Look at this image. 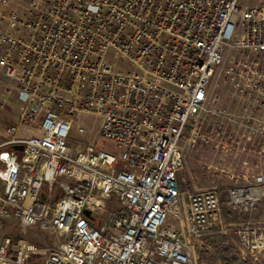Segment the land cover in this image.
<instances>
[{
  "label": "built area",
  "instance_id": "obj_1",
  "mask_svg": "<svg viewBox=\"0 0 264 264\" xmlns=\"http://www.w3.org/2000/svg\"><path fill=\"white\" fill-rule=\"evenodd\" d=\"M227 46L239 54L221 72ZM0 67L18 102L0 140V264H193L222 203L240 215L258 200L264 0H0ZM215 75L233 83L234 111L212 93ZM81 114L99 117L101 147L83 125L71 138ZM209 139L255 156L256 175L232 174L224 195L185 194L181 141ZM30 227L51 246L30 241ZM237 233L264 251V230Z\"/></svg>",
  "mask_w": 264,
  "mask_h": 264
},
{
  "label": "rangeland",
  "instance_id": "obj_2",
  "mask_svg": "<svg viewBox=\"0 0 264 264\" xmlns=\"http://www.w3.org/2000/svg\"><path fill=\"white\" fill-rule=\"evenodd\" d=\"M254 1L240 0V4H252ZM238 54L239 51L237 49L226 47V64L219 68L221 72L228 61ZM107 58L117 68L124 67L127 64L124 57L111 52ZM211 88L212 93L219 96V106L230 112L234 111L237 102L234 95H232L233 83L229 78L224 79L215 75L211 81ZM15 97V92H6L5 79L0 67V140L3 138L5 128L17 120L18 102ZM76 124L86 126L89 129L88 135L86 137L82 136L84 140L93 143L98 142V147L103 145L98 132L99 117L89 114L79 115L74 121L70 133L72 139L81 138V134L75 128ZM32 133L34 131L31 126H21V135ZM216 144L213 139H209L206 142L197 140L194 146L191 147L186 145L185 140L181 141L185 165L179 172V178L180 189L185 194L199 189L216 187L221 188L224 195V189L233 185L229 184L232 181L230 177L232 174L238 176L239 180L245 178L250 180L253 175H256L255 170L250 171L256 168L254 166L255 156L242 153L237 158H232L229 153L225 154L223 152L222 146H216ZM243 160L247 161L245 166L249 168V172L237 173L236 169H239V165L242 164ZM253 185L258 190L259 197L248 212L238 215L225 204H221L220 219L197 239L193 264H264V251L251 252L245 250L240 244L237 233L239 229L246 226L264 230V184ZM169 221L171 223L175 222L172 218ZM27 237L30 241L42 247L51 246L49 234L40 232L35 227L29 228Z\"/></svg>",
  "mask_w": 264,
  "mask_h": 264
},
{
  "label": "water",
  "instance_id": "obj_3",
  "mask_svg": "<svg viewBox=\"0 0 264 264\" xmlns=\"http://www.w3.org/2000/svg\"><path fill=\"white\" fill-rule=\"evenodd\" d=\"M12 148H13V149H17V150H21V149H22V145H21V144H14V145H12ZM42 197H44L43 194H42ZM84 213H85L86 215L89 214V212H88L87 210H85Z\"/></svg>",
  "mask_w": 264,
  "mask_h": 264
}]
</instances>
